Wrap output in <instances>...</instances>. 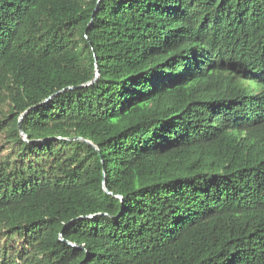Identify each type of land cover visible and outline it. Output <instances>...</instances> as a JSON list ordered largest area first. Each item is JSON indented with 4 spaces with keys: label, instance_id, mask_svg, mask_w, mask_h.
<instances>
[{
    "label": "trees",
    "instance_id": "16d2710c",
    "mask_svg": "<svg viewBox=\"0 0 264 264\" xmlns=\"http://www.w3.org/2000/svg\"><path fill=\"white\" fill-rule=\"evenodd\" d=\"M0 134V264H264V0H0Z\"/></svg>",
    "mask_w": 264,
    "mask_h": 264
},
{
    "label": "rangeland",
    "instance_id": "374dc122",
    "mask_svg": "<svg viewBox=\"0 0 264 264\" xmlns=\"http://www.w3.org/2000/svg\"><path fill=\"white\" fill-rule=\"evenodd\" d=\"M4 137L3 135L0 134V154H5L7 152V143H5V140H3ZM21 241H19L18 243H20ZM12 243V242H11ZM4 243L2 241V239L0 240V246H2Z\"/></svg>",
    "mask_w": 264,
    "mask_h": 264
},
{
    "label": "water",
    "instance_id": "95a60500",
    "mask_svg": "<svg viewBox=\"0 0 264 264\" xmlns=\"http://www.w3.org/2000/svg\"><path fill=\"white\" fill-rule=\"evenodd\" d=\"M85 141L89 142L88 140L84 139Z\"/></svg>",
    "mask_w": 264,
    "mask_h": 264
}]
</instances>
